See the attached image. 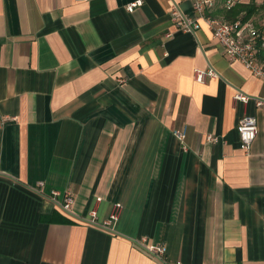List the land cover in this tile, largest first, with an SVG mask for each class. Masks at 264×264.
Returning a JSON list of instances; mask_svg holds the SVG:
<instances>
[{
    "label": "crops",
    "instance_id": "crops-1",
    "mask_svg": "<svg viewBox=\"0 0 264 264\" xmlns=\"http://www.w3.org/2000/svg\"><path fill=\"white\" fill-rule=\"evenodd\" d=\"M171 2L0 0V264H264V81Z\"/></svg>",
    "mask_w": 264,
    "mask_h": 264
},
{
    "label": "built area",
    "instance_id": "built-area-1",
    "mask_svg": "<svg viewBox=\"0 0 264 264\" xmlns=\"http://www.w3.org/2000/svg\"><path fill=\"white\" fill-rule=\"evenodd\" d=\"M191 9L189 11L181 8L177 0H172L170 14L173 24L180 30L185 32L196 33L201 26V22L206 23L212 36L222 45L225 54L231 61L241 62L250 72L264 81V26H258L250 19L229 20L221 15L215 14L219 1H223L226 9H231L241 0H190ZM137 3L128 6L129 10ZM218 73L213 68L206 70L195 69L194 77L199 82H205L208 77H217ZM235 99L247 105L253 101L256 106L264 105V91L261 95H250L247 92L237 89ZM238 132L240 138V146L248 152L258 133L257 119L254 115L244 114L238 123ZM173 135L183 144L185 148V140L187 137V127L173 130ZM211 141L217 142L218 137L209 135ZM74 202L71 194H66L64 198L63 208L70 209ZM120 205L117 204V207ZM92 218L97 217V211L90 212ZM118 218V212L114 211L109 220L104 224H111ZM148 251L156 258L164 260L166 247L164 245H147ZM174 264H182L177 260Z\"/></svg>",
    "mask_w": 264,
    "mask_h": 264
},
{
    "label": "trees",
    "instance_id": "trees-1",
    "mask_svg": "<svg viewBox=\"0 0 264 264\" xmlns=\"http://www.w3.org/2000/svg\"><path fill=\"white\" fill-rule=\"evenodd\" d=\"M260 9H264V2L258 4L255 0L250 2H238L231 9H226L223 6V1L219 2L215 14L221 15L229 20H236L238 18L248 20L252 18Z\"/></svg>",
    "mask_w": 264,
    "mask_h": 264
},
{
    "label": "rangeland",
    "instance_id": "rangeland-1",
    "mask_svg": "<svg viewBox=\"0 0 264 264\" xmlns=\"http://www.w3.org/2000/svg\"><path fill=\"white\" fill-rule=\"evenodd\" d=\"M252 0H241V2H250ZM258 4H262L264 0H255ZM250 20L258 26H264V9H260Z\"/></svg>",
    "mask_w": 264,
    "mask_h": 264
}]
</instances>
